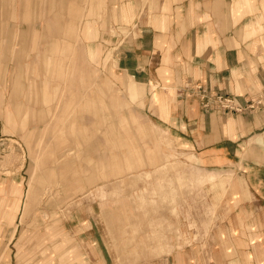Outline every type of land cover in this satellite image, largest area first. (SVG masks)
I'll return each instance as SVG.
<instances>
[{
	"label": "rangeland",
	"instance_id": "obj_1",
	"mask_svg": "<svg viewBox=\"0 0 264 264\" xmlns=\"http://www.w3.org/2000/svg\"><path fill=\"white\" fill-rule=\"evenodd\" d=\"M129 2L0 0V264H264L229 244L243 184L200 169L149 88L133 100L114 77L142 80Z\"/></svg>",
	"mask_w": 264,
	"mask_h": 264
},
{
	"label": "crops",
	"instance_id": "obj_2",
	"mask_svg": "<svg viewBox=\"0 0 264 264\" xmlns=\"http://www.w3.org/2000/svg\"><path fill=\"white\" fill-rule=\"evenodd\" d=\"M121 11L126 18H118L134 23L136 32L129 49L134 67H126L141 72L142 80L128 73L127 80L114 77L133 100L149 88L168 139L200 169L233 172L232 180L243 185L235 194L240 202L224 220L229 244L246 246L248 253L264 246L258 239L264 232V101L241 112L204 109L190 90L197 82L242 105L263 90L264 0H130ZM101 52L88 46L89 58Z\"/></svg>",
	"mask_w": 264,
	"mask_h": 264
},
{
	"label": "built area",
	"instance_id": "obj_3",
	"mask_svg": "<svg viewBox=\"0 0 264 264\" xmlns=\"http://www.w3.org/2000/svg\"><path fill=\"white\" fill-rule=\"evenodd\" d=\"M199 97L202 108H219L221 110H231L241 112L247 109H253L262 104L264 101V88L255 97L248 100L246 103L239 104L236 99L230 95L222 94L220 92H210L205 86L195 82L190 88Z\"/></svg>",
	"mask_w": 264,
	"mask_h": 264
},
{
	"label": "bare ground",
	"instance_id": "obj_4",
	"mask_svg": "<svg viewBox=\"0 0 264 264\" xmlns=\"http://www.w3.org/2000/svg\"><path fill=\"white\" fill-rule=\"evenodd\" d=\"M29 196H30V194L28 195V197H29ZM28 197H27V199H29V200H30V198H28ZM25 206H26V203H25ZM6 214H7V212H6Z\"/></svg>",
	"mask_w": 264,
	"mask_h": 264
}]
</instances>
